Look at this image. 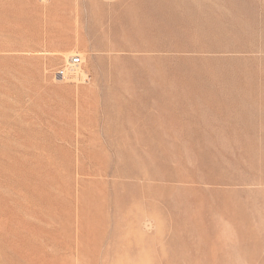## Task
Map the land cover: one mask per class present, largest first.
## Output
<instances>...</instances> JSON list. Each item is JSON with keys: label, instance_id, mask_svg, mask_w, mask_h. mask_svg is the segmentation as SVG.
Segmentation results:
<instances>
[{"label": "rangeland", "instance_id": "374dc122", "mask_svg": "<svg viewBox=\"0 0 264 264\" xmlns=\"http://www.w3.org/2000/svg\"><path fill=\"white\" fill-rule=\"evenodd\" d=\"M0 264H264V0H0Z\"/></svg>", "mask_w": 264, "mask_h": 264}, {"label": "built area", "instance_id": "2783aa9c", "mask_svg": "<svg viewBox=\"0 0 264 264\" xmlns=\"http://www.w3.org/2000/svg\"><path fill=\"white\" fill-rule=\"evenodd\" d=\"M83 63L82 56L80 54H75L70 57V59L62 64L57 70L56 75L61 79H66L74 75L75 70H77Z\"/></svg>", "mask_w": 264, "mask_h": 264}, {"label": "bare ground", "instance_id": "6f19581e", "mask_svg": "<svg viewBox=\"0 0 264 264\" xmlns=\"http://www.w3.org/2000/svg\"><path fill=\"white\" fill-rule=\"evenodd\" d=\"M70 57H71V55L69 56V58L68 59H70ZM74 75H77V76H79V77H85L86 76V73H85V71L83 70V69H81L80 67L77 69V70H75V73H74Z\"/></svg>", "mask_w": 264, "mask_h": 264}, {"label": "crops", "instance_id": "0c3cea01", "mask_svg": "<svg viewBox=\"0 0 264 264\" xmlns=\"http://www.w3.org/2000/svg\"><path fill=\"white\" fill-rule=\"evenodd\" d=\"M10 51H14V50H12V49H9V52H10Z\"/></svg>", "mask_w": 264, "mask_h": 264}]
</instances>
